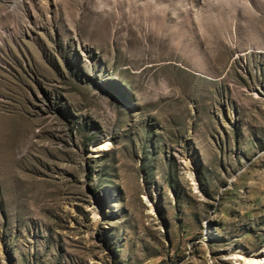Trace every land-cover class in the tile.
Listing matches in <instances>:
<instances>
[{
  "label": "rangeland",
  "instance_id": "374dc122",
  "mask_svg": "<svg viewBox=\"0 0 264 264\" xmlns=\"http://www.w3.org/2000/svg\"><path fill=\"white\" fill-rule=\"evenodd\" d=\"M238 248H264V0H0V264Z\"/></svg>",
  "mask_w": 264,
  "mask_h": 264
},
{
  "label": "bare ground",
  "instance_id": "6f19581e",
  "mask_svg": "<svg viewBox=\"0 0 264 264\" xmlns=\"http://www.w3.org/2000/svg\"><path fill=\"white\" fill-rule=\"evenodd\" d=\"M109 149H110V145L107 140L101 141L97 143L95 146H93V152L98 154L108 151ZM145 204L148 207V213L154 214L155 212L154 201L145 198ZM231 258L235 262H240L241 264H264V248L261 250H257L251 254H245L242 252L240 248H238L233 254H231Z\"/></svg>",
  "mask_w": 264,
  "mask_h": 264
}]
</instances>
